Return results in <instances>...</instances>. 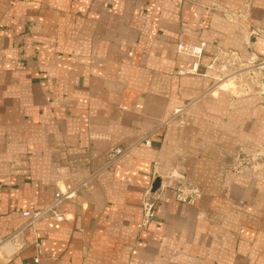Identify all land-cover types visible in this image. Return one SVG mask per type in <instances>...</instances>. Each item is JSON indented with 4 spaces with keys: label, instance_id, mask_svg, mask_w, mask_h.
I'll return each instance as SVG.
<instances>
[{
    "label": "crops",
    "instance_id": "obj_1",
    "mask_svg": "<svg viewBox=\"0 0 264 264\" xmlns=\"http://www.w3.org/2000/svg\"><path fill=\"white\" fill-rule=\"evenodd\" d=\"M254 31L264 0H0V235L58 191L77 195L0 264H264V90L217 69L264 53ZM181 42L207 43L208 76ZM237 156L254 160L226 170ZM183 187L193 203L176 199Z\"/></svg>",
    "mask_w": 264,
    "mask_h": 264
},
{
    "label": "built area",
    "instance_id": "obj_2",
    "mask_svg": "<svg viewBox=\"0 0 264 264\" xmlns=\"http://www.w3.org/2000/svg\"><path fill=\"white\" fill-rule=\"evenodd\" d=\"M254 36L256 39L264 38L263 33L261 31H254ZM207 47V43L201 42L199 44H185L179 43L177 46V52L180 55H185L194 59V63L191 69L192 74L200 75V76H208L205 72L204 74L201 73L202 67V58L205 53ZM226 59V67L230 66L231 68H235V66H239V69L236 68L233 72H231L227 77H244V76H251L254 77L256 74L264 75V53L262 54H254L251 60L249 61L248 65L244 62L242 57L237 52H229L224 55ZM214 61H212V64ZM212 64L207 67V69H213ZM223 72V71H222ZM217 79L219 76L216 77ZM237 80V79H236ZM239 81V80H238ZM257 82V81H256ZM181 110H176V114L180 113ZM155 131L150 132L147 134L139 144H143L147 147H151L153 144V135ZM127 150L116 148L113 149L108 154V166L115 165L125 154ZM254 159L250 157H242L237 156L234 159L233 164L234 170L236 173L241 172L246 167L252 164ZM233 167V166H232ZM77 197L75 190L70 191H58L55 194L54 201L48 205L47 207L36 210V211H27L24 212V217L28 218V222L23 227V229L27 227H32V225L44 218H50L56 222H63L66 220L65 216L58 210V208L66 201L74 200ZM198 195L193 194L186 188H179L176 193V199L182 203H193L195 199H197ZM157 201L158 196L153 194L152 192H147L144 196L142 209H143V226L149 225L156 217V208H157ZM23 229L16 231L8 236L0 235V250L6 245L17 242L18 236L21 234ZM37 246L39 247L40 244L38 243ZM35 262H38V259H35Z\"/></svg>",
    "mask_w": 264,
    "mask_h": 264
},
{
    "label": "rangeland",
    "instance_id": "obj_3",
    "mask_svg": "<svg viewBox=\"0 0 264 264\" xmlns=\"http://www.w3.org/2000/svg\"><path fill=\"white\" fill-rule=\"evenodd\" d=\"M226 59H224V60H221L219 63H218V71H220V72H222V71H227L228 70V66L226 67ZM235 68H237V69H239V66H235ZM201 73L202 74H204L205 72H202L201 71ZM195 75V74H194ZM197 76H200V75H197ZM200 77H203V76H200ZM245 78H247L246 80H248V82L249 83H253V85L254 86H256L255 87V89H256V91H263L264 90V87L263 86H259V84H258V80L257 79H255V77H257V74H256V76H254V77H252V75L251 76H244ZM244 79H242L241 81H239L240 83L237 85V87L233 90V93L235 94V95H237V93H236V90L237 89H239L240 87L242 88V90H239L240 92L241 91H247V89H249V86H247L246 85V81H243ZM257 81V82H256ZM243 83V84H242ZM241 85H243V87L241 86ZM231 88H232V85L230 86ZM238 92V91H237ZM240 95L241 94H239V97H240ZM174 116H172L171 117V119L172 120H174ZM170 119V120H171ZM169 120V121H170ZM168 121V122H169ZM167 122V123H168ZM233 162H234V159H232V161H231V163L230 164H227L229 167H226V170H228V168L233 172V173H236L235 172V170H234V164H233ZM233 166V167H232ZM183 188H186V189H188L187 187H183ZM189 190V189H188ZM190 191V190H189Z\"/></svg>",
    "mask_w": 264,
    "mask_h": 264
},
{
    "label": "water",
    "instance_id": "obj_4",
    "mask_svg": "<svg viewBox=\"0 0 264 264\" xmlns=\"http://www.w3.org/2000/svg\"><path fill=\"white\" fill-rule=\"evenodd\" d=\"M255 79L258 80L259 86L264 87V75L258 74L257 77H255Z\"/></svg>",
    "mask_w": 264,
    "mask_h": 264
}]
</instances>
